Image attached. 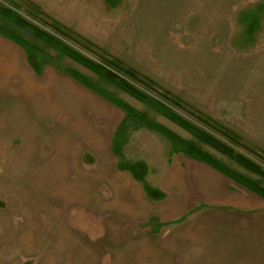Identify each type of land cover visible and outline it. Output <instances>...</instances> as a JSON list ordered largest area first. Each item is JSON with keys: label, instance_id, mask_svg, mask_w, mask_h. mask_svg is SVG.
Instances as JSON below:
<instances>
[{"label": "crops", "instance_id": "obj_1", "mask_svg": "<svg viewBox=\"0 0 264 264\" xmlns=\"http://www.w3.org/2000/svg\"><path fill=\"white\" fill-rule=\"evenodd\" d=\"M32 2L69 25L81 11L73 0ZM66 73L32 64L23 44L0 36V264H172L177 251L200 264H264L261 197L182 151L150 150L140 137L148 128ZM125 124L132 148L149 157L143 180L153 195L119 165ZM24 169L35 182L12 180Z\"/></svg>", "mask_w": 264, "mask_h": 264}, {"label": "rangeland", "instance_id": "obj_2", "mask_svg": "<svg viewBox=\"0 0 264 264\" xmlns=\"http://www.w3.org/2000/svg\"><path fill=\"white\" fill-rule=\"evenodd\" d=\"M28 2L33 3L32 0H0V9H7L30 23L38 30V35L23 31L0 13V36L10 33L20 39L32 64L49 65L61 73L75 72L86 86L114 106L115 103L126 104L139 116L193 142L188 131L126 93L118 83L99 76L68 56L64 48L96 64L100 63L99 57L111 56L139 71L141 77L128 78L134 88L158 98L154 91L139 82L144 81L143 77L151 78L158 86H152L153 89L165 96L164 103L175 115L201 127L197 118L205 117L234 133L241 144L234 147L235 151L264 171V0H73L83 12H77L72 25L35 3L39 15L37 19L30 17L25 12ZM54 22L67 27L75 36L69 33L66 38L57 34L49 26ZM173 97L178 99L180 107L167 101H172ZM129 118L130 123H139L137 117ZM127 126L121 128L114 142L115 150L118 145L117 152H121L119 165L138 178L145 191L153 195L154 189L143 180L144 163L149 157L142 155L138 148H132L134 133L124 132ZM140 131L144 133L140 137L154 146L150 150L182 151L168 144L155 130ZM216 135L225 141L223 136ZM42 141L39 145L42 154L50 155L51 145ZM18 143L17 139L8 145L14 147ZM246 143L255 147L252 152L243 148ZM201 147L230 172L264 185L260 174L247 171L209 146ZM52 174L43 172V177L50 180ZM25 179L35 182L36 171L24 169L12 173L15 182ZM100 190L103 195L107 194V189ZM2 205L0 203V207ZM178 223L177 220L175 224ZM149 225L154 230L162 228L157 220L149 221ZM178 243L179 238L172 244L179 247ZM184 243L195 244L193 241ZM177 252L172 264H200L196 258ZM147 254L136 251L135 257L146 260ZM149 258L152 264H158L157 258Z\"/></svg>", "mask_w": 264, "mask_h": 264}, {"label": "trees", "instance_id": "obj_3", "mask_svg": "<svg viewBox=\"0 0 264 264\" xmlns=\"http://www.w3.org/2000/svg\"><path fill=\"white\" fill-rule=\"evenodd\" d=\"M38 9L39 8L37 5L31 2H28V7H27V10H25V12L30 17L37 19V16L39 15ZM0 13L4 15L5 17H7L8 19L12 20L13 22L17 23V26L23 29V31L25 30L28 32V30H30V33L31 34L33 33L34 36L38 35V33H36L38 32V30L35 27L31 26L30 23L22 20L15 13L7 9H4V8L0 9ZM49 26L57 34L64 36L66 38H68L67 36H69L70 34L72 36H75L74 33H72V31H70L67 27L63 25H60L59 23L54 22ZM33 30L35 31V33ZM4 34H2L1 36L13 39L22 44L20 39H15L10 33L5 34V35ZM69 39H71L73 42L76 43L75 39H72L70 37ZM55 40L56 39H54V41ZM55 42L58 43V40H56ZM64 50L67 52L68 56L72 57L77 62L85 66L86 68H89L91 71L95 72L99 76L108 78L109 80L115 83H118L119 87L123 89L126 93L136 98L141 103L148 105L151 108L155 109L165 118L169 119L170 121L174 122L181 128L188 131L194 138V141L192 142L190 140H183L179 138L178 136H176L175 134H173L172 132L168 131L167 129H164L161 126L152 123L148 119H145L146 117L142 115L139 116L137 112L132 110L126 104L115 103L116 106H118L124 111L125 116L137 117L139 119V125L141 127H146L151 130L157 131L158 133L163 135L167 140H169V142L174 148L182 150V152H184L191 158L205 162L215 167L217 170L223 172L224 174L232 178L237 183L241 184L243 187H245L249 191L261 197L264 201V185L261 182L254 181L249 178H246V177L230 172L225 167H222L210 154L205 152L201 147V145L209 146L213 148L214 150L227 156L228 158H230L232 161H234L236 164L240 165L247 171L260 174L261 176L264 177V171L258 164L250 160L245 155L235 151L234 147L237 145L241 146V144L239 142L240 139L234 133L230 132L228 129H225L224 127H221L216 122L211 123L209 121L210 119L208 120L205 117L197 118L198 121H200L202 124V127H201L200 125H195L194 123L189 122L188 120L180 117L179 115H175L172 109L164 103L163 99H166L165 96L162 93H158L153 89L152 86H157L154 81H152L149 78L143 77L144 81L143 82L139 81V82L143 84V86L146 89L154 91L156 95L158 96V98H153L150 95L145 94L143 91H140L134 88L128 82V78L135 80L140 76V74L135 69L124 65L123 63H121L120 61H118L117 59L111 56H108L107 59L99 57L100 63L96 64L92 61L84 59L83 57L77 54H73L70 50L68 49L66 50V48H64ZM70 74L77 81L84 84V81H82L83 79L79 78V76L75 72H71ZM173 98L174 99L172 101L170 100H167V101L170 102V104L173 103L175 105H178V99L176 97H173ZM205 127H207L208 129H205ZM208 130H210V132ZM216 134L223 136L225 141L221 140L220 137H218ZM242 146L243 148L247 149L250 152H252L253 148H255L251 144H248V143Z\"/></svg>", "mask_w": 264, "mask_h": 264}]
</instances>
